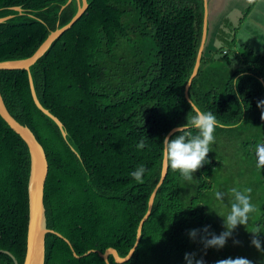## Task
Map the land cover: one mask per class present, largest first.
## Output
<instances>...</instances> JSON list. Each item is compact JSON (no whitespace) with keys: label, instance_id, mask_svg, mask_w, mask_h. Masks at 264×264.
<instances>
[{"label":"trees","instance_id":"16d2710c","mask_svg":"<svg viewBox=\"0 0 264 264\" xmlns=\"http://www.w3.org/2000/svg\"><path fill=\"white\" fill-rule=\"evenodd\" d=\"M67 1L0 0V17L12 15L0 22V61L29 57L52 30L69 22L77 3ZM256 2L247 5L241 23ZM87 3L82 16L30 67L37 97L63 123L65 137L34 104L27 72L0 70L8 111L30 128L47 156V227L66 237L78 255L62 238L46 233L44 264H106L97 252L83 254L108 247L125 256L160 176L163 138L194 115L184 89L201 41L204 0ZM225 26L223 20L215 36L220 45L203 51L188 95L201 110L236 126L215 130L209 162L190 182L168 167L138 246L120 264H186V252H195L204 264L229 257L264 264V253L251 244L252 231L259 230L264 247V169L256 168L255 155L256 145L264 143L257 107L264 100V54L235 35L228 39ZM141 139L143 150L136 147ZM141 164L147 170L138 183L130 173ZM29 174L28 147L0 116V249L18 264L26 251ZM233 187L252 188L256 211L223 248L205 250L199 235L193 242L188 230L210 225L217 235L224 231L217 213L230 211ZM217 191L225 193L223 201L215 198ZM108 261L118 264L112 255ZM0 264L14 262L0 253Z\"/></svg>","mask_w":264,"mask_h":264},{"label":"water","instance_id":"95a60500","mask_svg":"<svg viewBox=\"0 0 264 264\" xmlns=\"http://www.w3.org/2000/svg\"><path fill=\"white\" fill-rule=\"evenodd\" d=\"M70 1L71 0H68L67 3H69ZM76 3H77V11L74 14V16L70 19V21L52 30L48 34V36L44 39V41L38 46V48L34 51L32 55L26 58H21V59L0 61V70L23 69L27 72L29 88H30V92H31V96H32L34 104L41 112H43L45 115H47L49 118H51L56 123V125L58 126L59 130L61 131L64 137L66 136V131L63 128V123L58 119V117L53 115L47 108H45L40 103L37 97L34 84H33V79H32L31 72H30V67L36 62V60L40 56H42L46 52V50L50 47L52 42L56 40L57 38H59L65 31H67L87 10V7H88L87 0H76ZM204 7L205 9H204V16H203V29H202L201 41H200V45L198 48V52H197V56H196V60L194 63L192 73L184 89V95L188 102L190 100L189 95H188V89L192 82V79L197 74L198 67L201 61V56H202L205 43H206L207 15H206V1L205 0H204ZM11 8L18 12H22V8L20 6H14ZM11 17L12 15L0 17V22L5 21ZM0 116L8 124V126L24 140V142L26 143L28 147L29 154H30V174H29V180H28V222H27V231H26V251H25V256H24V260L22 264H44L46 233H54L55 235L62 238L70 246L74 256L78 257L70 241L66 237H64L62 234H60L59 232L48 228L46 224V213H45V206H44L43 198H44V186H45V181H46L47 174H48L49 164H48L47 156H46L43 146L36 139L35 135L30 130L29 127L20 123L11 115V113L8 111L4 103L1 93H0ZM176 127H173L166 135H171L173 132V129ZM167 170H168V166L162 159V166H161L159 179L156 185L154 186L152 192L149 195L146 212L138 223V226L136 229V238H135L133 246L129 249L128 253L125 256H120L116 249H114L113 247H108L103 252L93 249V250H88L83 255H87L90 252H97L99 256L104 259L106 264H110L108 261V255H112L115 263H118V264L124 263L131 258V256L133 255L140 241L143 223L151 213L156 192L159 186L164 181L166 174H167ZM0 253L8 254L12 258L14 264H18L17 259L11 252L0 249Z\"/></svg>","mask_w":264,"mask_h":264},{"label":"clouds","instance_id":"9594fccd","mask_svg":"<svg viewBox=\"0 0 264 264\" xmlns=\"http://www.w3.org/2000/svg\"><path fill=\"white\" fill-rule=\"evenodd\" d=\"M236 84V83H235ZM234 84V85H235ZM192 113L187 116V122L178 125L173 129L171 135H166L162 141V159L173 172H179L185 181H191L193 174L201 169L205 163H208V153L211 151V145L215 142L214 132L217 128L233 127L236 125H225L220 122L211 111L201 110L198 105L189 100ZM257 107L260 108L261 118L264 119V100L257 101ZM137 149L143 150L146 144L143 139L136 145ZM256 168L264 169V143L256 145ZM144 165H139L130 173V176L138 183L144 182L146 172ZM252 188L239 190L236 187L231 189L233 202L230 205V211L226 215L217 213L223 218L224 231L219 235L210 231V225H205L201 229L188 230L189 238L195 242L199 235V242L203 244L205 250L208 248H223L228 239L232 238L234 230L239 225L245 227L250 222V214L256 211L251 202ZM225 193L217 191L215 198L223 201ZM213 210V209H210ZM215 211V210H214ZM247 228V227H246ZM251 244L264 253L262 241L259 239L260 231H252ZM234 244H239L238 240H233ZM186 264H204L203 258L197 259L195 252H186L184 255ZM216 264H253V262L244 257L227 258L218 260Z\"/></svg>","mask_w":264,"mask_h":264},{"label":"crops","instance_id":"0c3cea01","mask_svg":"<svg viewBox=\"0 0 264 264\" xmlns=\"http://www.w3.org/2000/svg\"><path fill=\"white\" fill-rule=\"evenodd\" d=\"M207 15V37L205 49L214 50L219 40L215 38L216 33L223 20L226 22L224 32L230 39L236 36L240 44H245L259 53L264 54V0H257L254 7L241 23L244 10L252 0H205ZM238 26H240L238 28ZM238 28L234 31L235 28ZM245 44V45H246ZM263 46V47H262Z\"/></svg>","mask_w":264,"mask_h":264},{"label":"rangeland","instance_id":"374dc122","mask_svg":"<svg viewBox=\"0 0 264 264\" xmlns=\"http://www.w3.org/2000/svg\"><path fill=\"white\" fill-rule=\"evenodd\" d=\"M263 27H264V24H263ZM247 42H245V44H246ZM264 44V43H263ZM247 45V44H246ZM263 47V46H262ZM209 49V48H208ZM208 49H205V47H204V50L203 51H205L206 53H208L209 51H208ZM256 49V52H258V51H260V48H255Z\"/></svg>","mask_w":264,"mask_h":264}]
</instances>
